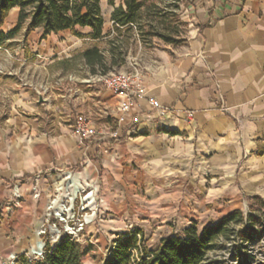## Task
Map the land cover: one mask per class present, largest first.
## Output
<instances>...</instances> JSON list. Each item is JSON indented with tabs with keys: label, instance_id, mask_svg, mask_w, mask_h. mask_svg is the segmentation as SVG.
<instances>
[{
	"label": "crops",
	"instance_id": "0c3cea01",
	"mask_svg": "<svg viewBox=\"0 0 264 264\" xmlns=\"http://www.w3.org/2000/svg\"><path fill=\"white\" fill-rule=\"evenodd\" d=\"M123 4L101 0V40L72 30L41 40L35 29L25 37V49L49 70L45 80L19 83L0 128V262L37 244L50 198L69 173L100 192L101 206L125 215L133 207L142 225L168 229L166 237L237 210L212 221L207 206H242L244 195L264 199V0H189L180 13L185 45L147 50L137 41L135 53L125 47L123 63L111 66L110 41L118 36L111 17ZM18 15L11 10L0 32L12 30ZM94 46L107 70L138 68L147 95L163 107L144 102L138 130H122L119 140L107 136L117 128L119 98L100 84L105 71L83 57ZM76 63L79 71L70 69ZM79 115L95 126L103 121L106 135L81 144L73 133Z\"/></svg>",
	"mask_w": 264,
	"mask_h": 264
},
{
	"label": "trees",
	"instance_id": "16d2710c",
	"mask_svg": "<svg viewBox=\"0 0 264 264\" xmlns=\"http://www.w3.org/2000/svg\"><path fill=\"white\" fill-rule=\"evenodd\" d=\"M150 1L152 0H124L123 5L114 9L111 18L118 36L110 41L111 66L121 65L126 54L125 42L118 38L123 29L132 32L136 28L143 43H148V39L157 37L168 44H180L178 39L181 38L177 39L173 34L172 36L166 34V30H161L159 26L146 23L150 31L144 32L145 4ZM188 3L189 0H171L170 6L161 9L158 14L160 25L165 27L164 19L167 15H171L179 23L187 26L180 19V15L175 14L174 9L179 12L181 7ZM15 8L19 9L18 22L8 33L0 32V47L23 30L27 37L33 30L42 29L41 40L53 33L66 30H72L79 38H89L93 41L104 37L101 0H0V28L10 11ZM77 27L90 28L92 33L89 35L77 33L75 31ZM166 28L169 30L168 26ZM83 57L89 64H97L103 70L107 68L106 58L97 46L84 52ZM252 200L259 203V211L264 215V200L260 197H254ZM248 218L249 227L239 231L235 228L247 222L246 216L240 210H235L217 224L202 229L193 223L182 235L163 239L155 251L148 250L144 246L143 232L136 229L119 235L113 241V247L103 264H217L216 261L209 259V254L224 248L228 241L235 238H245L250 241L255 239L254 229L258 216L250 213ZM88 252L89 250L71 237H65L53 248L47 244L44 258L34 264H83V257ZM246 257L247 255L241 259L240 264H250V259ZM20 262L25 264L24 255L20 256Z\"/></svg>",
	"mask_w": 264,
	"mask_h": 264
},
{
	"label": "rangeland",
	"instance_id": "374dc122",
	"mask_svg": "<svg viewBox=\"0 0 264 264\" xmlns=\"http://www.w3.org/2000/svg\"><path fill=\"white\" fill-rule=\"evenodd\" d=\"M170 4L171 0H152L145 4L144 32L150 31L149 27L146 26V23H150L153 24V26H159L161 30H166V34L170 36L173 34L175 35V38H181L178 39L180 40V44H168L157 37L148 39V43H143L139 31L134 28L132 32L124 29L122 30L120 40H124L125 47H132V51L135 53L139 46L136 44L137 41L147 50L163 46L178 47L185 45L187 43V26L179 23L171 15H167L164 19L169 30H167L168 28H166V25L165 27L160 25L161 20L158 14L161 9L170 6ZM181 11L178 12L174 9L175 14H179L180 16ZM24 34L23 30L19 35L8 40L5 45L0 47V128L6 123L7 118L10 116L12 106L11 97L13 93H15L17 86L20 85L19 83L33 82L38 79L45 80L47 77L46 71L49 70V68L44 67V64L40 62L41 60L37 56H35L36 54L34 52L25 49L26 40ZM106 47L107 44L104 42V44L101 45V48ZM70 69L79 71V63H76L75 67ZM123 69V67L115 69L114 67H111V69H108L110 70L109 72H107V68H105L104 71L107 75L123 72ZM81 72L83 76L90 74L89 70L87 72L81 70ZM105 74L103 72V74H99V76L102 77ZM35 101H38L36 97L34 98V102ZM43 116L46 120L51 118V115ZM102 123L103 121L97 122L96 127L99 130L102 128ZM52 133L54 134L55 132ZM100 197L99 192L97 195L98 201H101ZM254 197L259 196L244 195L242 206H207V209L210 212L208 219L212 221L221 217V214L227 211L235 209L242 211L247 218V222L245 221L241 226H237L235 228L236 231L247 229L249 227L250 220L248 216L250 213L258 216V221L254 229L255 239L253 241L246 240L245 238H235L228 241L224 248L210 253L209 259L216 261L217 264H240L241 259L247 255L246 258L250 259V264H264V215H262V211H259V203L252 200ZM73 208L78 216L83 220H87L84 232L77 239V242L83 248L89 250V252L83 257V264H103L104 260L110 253V249L113 247V241L119 235L135 231L136 229H140L143 232V244L151 251H154L159 243L168 236V229L163 231L162 229H159L157 225L149 224V227L142 225L138 212H135L133 207H131L132 210H127L128 212L126 215L113 211L108 206L101 205L73 206ZM54 221V218L51 217L50 223L52 224ZM170 225L172 226V224ZM57 227L61 228L62 226L57 222ZM178 233L181 234L180 229Z\"/></svg>",
	"mask_w": 264,
	"mask_h": 264
},
{
	"label": "built area",
	"instance_id": "2783aa9c",
	"mask_svg": "<svg viewBox=\"0 0 264 264\" xmlns=\"http://www.w3.org/2000/svg\"><path fill=\"white\" fill-rule=\"evenodd\" d=\"M141 81V72L136 67L128 72L111 73L99 78L102 86L119 98V107L115 117L117 128L107 133L108 138L119 140L122 130L126 134L136 132L142 122L141 111L144 102L154 111L163 109L159 100L147 95ZM221 110L226 111L227 109L221 107ZM187 117L191 120L194 117L193 112H189ZM73 133L81 144L94 139L100 140L106 135L86 115L76 117ZM64 180L63 185L58 187L47 205L44 222L36 232L37 244L23 254L25 264H34L42 260L46 254L47 244L53 248L65 237H71L77 241L85 230L87 220L78 216L73 206L101 205V201L97 199L98 193L91 185H85L76 180L72 173H69ZM35 196L39 195L35 193ZM14 197L15 200L19 198L16 190H14ZM16 203L19 202L16 201ZM51 217L55 220L52 224L50 223ZM57 222L62 226L61 228L57 227ZM0 264H21L20 256L12 254Z\"/></svg>",
	"mask_w": 264,
	"mask_h": 264
},
{
	"label": "water",
	"instance_id": "95a60500",
	"mask_svg": "<svg viewBox=\"0 0 264 264\" xmlns=\"http://www.w3.org/2000/svg\"><path fill=\"white\" fill-rule=\"evenodd\" d=\"M40 102H41V103L43 102V99H42V98H40Z\"/></svg>",
	"mask_w": 264,
	"mask_h": 264
}]
</instances>
